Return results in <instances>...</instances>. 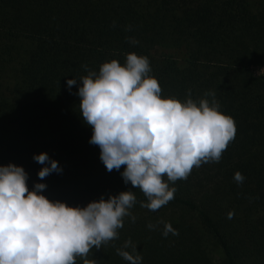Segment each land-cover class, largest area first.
Listing matches in <instances>:
<instances>
[{
  "label": "trees",
  "instance_id": "1",
  "mask_svg": "<svg viewBox=\"0 0 264 264\" xmlns=\"http://www.w3.org/2000/svg\"><path fill=\"white\" fill-rule=\"evenodd\" d=\"M129 53L148 58L162 98L198 104L212 91L235 122L218 163L174 183L164 177L176 192L157 211L140 206L147 198L124 183V166L106 170L76 95L89 70L112 59L123 66ZM256 65H264V0H0V166H21L29 190L44 183L42 195L73 207L134 193L135 222L124 217L118 239L90 251L94 264H128L117 254L126 240L141 264H264V75ZM68 79H77L71 90ZM41 152L61 169L43 180ZM161 221L179 234L164 237Z\"/></svg>",
  "mask_w": 264,
  "mask_h": 264
},
{
  "label": "clouds",
  "instance_id": "2",
  "mask_svg": "<svg viewBox=\"0 0 264 264\" xmlns=\"http://www.w3.org/2000/svg\"><path fill=\"white\" fill-rule=\"evenodd\" d=\"M150 71L146 56L129 53L123 66L112 59L100 65L98 74L89 70L79 80L76 95L83 121L93 129L89 143L99 147L106 170L119 171L124 166V183L130 182L147 198L140 206L157 211L176 192L164 177L174 183L202 163H218L236 128L234 119L219 111L215 92L205 94L211 102L202 98L198 104L192 99L162 98ZM76 84L77 79L67 80L69 90ZM34 159L45 165L38 171L41 180L61 171L46 153ZM26 178L21 166H0V264H76V257L94 264L87 259L90 251L118 239L124 217L136 220L129 211L136 203L130 190L73 207L42 195L44 183H35L29 190ZM233 179L242 184L245 177L236 171ZM234 215L229 211L227 218ZM161 223L164 237L179 234L170 223ZM147 227L155 230L157 226L149 223ZM129 248L131 252L125 250ZM117 254L128 264L142 262L131 240Z\"/></svg>",
  "mask_w": 264,
  "mask_h": 264
},
{
  "label": "rangeland",
  "instance_id": "3",
  "mask_svg": "<svg viewBox=\"0 0 264 264\" xmlns=\"http://www.w3.org/2000/svg\"><path fill=\"white\" fill-rule=\"evenodd\" d=\"M252 71L255 75H264V65L253 66Z\"/></svg>",
  "mask_w": 264,
  "mask_h": 264
}]
</instances>
